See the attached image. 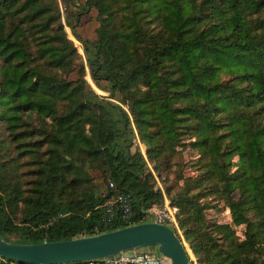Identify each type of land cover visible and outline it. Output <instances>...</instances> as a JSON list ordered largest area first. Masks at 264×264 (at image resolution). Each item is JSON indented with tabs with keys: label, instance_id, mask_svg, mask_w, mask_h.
Listing matches in <instances>:
<instances>
[{
	"label": "trees",
	"instance_id": "16d2710c",
	"mask_svg": "<svg viewBox=\"0 0 264 264\" xmlns=\"http://www.w3.org/2000/svg\"><path fill=\"white\" fill-rule=\"evenodd\" d=\"M61 1L83 53L57 0H0V236L94 234L166 198L200 264H264V0ZM184 150L195 172L163 186ZM220 201L228 222L205 217Z\"/></svg>",
	"mask_w": 264,
	"mask_h": 264
},
{
	"label": "water",
	"instance_id": "95a60500",
	"mask_svg": "<svg viewBox=\"0 0 264 264\" xmlns=\"http://www.w3.org/2000/svg\"><path fill=\"white\" fill-rule=\"evenodd\" d=\"M149 245H155L171 264H190L188 251L179 234L172 227L153 219L94 234L38 242H13L0 236V255L35 264L87 262Z\"/></svg>",
	"mask_w": 264,
	"mask_h": 264
},
{
	"label": "rangeland",
	"instance_id": "374dc122",
	"mask_svg": "<svg viewBox=\"0 0 264 264\" xmlns=\"http://www.w3.org/2000/svg\"><path fill=\"white\" fill-rule=\"evenodd\" d=\"M82 1V0H78ZM56 7L60 10L61 14V20L63 22V28L64 32L67 36L73 39L74 43L76 44L78 50L83 53V49L81 46V43L74 37V35L71 32L70 27L67 25L66 20L64 19L65 15V7L61 0H57ZM98 25V19H97V11L96 9L92 8L90 11L84 13L81 16L79 24L76 26V30L80 33L82 36L86 37H94L95 36V28ZM76 73H73L72 76H74ZM84 77L90 82L92 87L95 89V91L99 94H105L108 95V92L104 91L103 89H100L96 83L91 79L89 68L87 64H85V75ZM2 136H0L1 138ZM192 154L189 153L188 150H184L181 152V157L179 160H181L180 163L173 165L171 168L163 170L161 172H155L156 180L164 186L166 185H173L174 189H177L182 184V179L179 178L180 174H193L195 172L194 168L188 165V162L184 163L188 160L189 157H191ZM214 202V201H212ZM216 206L208 207L204 210L205 217L207 219H213L216 222H228L230 221V215L228 208L224 207L223 201H220L216 203ZM242 229L243 225L237 226V234L240 236L242 235ZM176 232L181 237L182 241L184 242V245L188 251L189 258H190V264H200L198 261V255L194 252V249L190 243V239L187 238L184 234L183 228L180 227L177 219V227H175ZM151 247H155V245H149ZM146 247V246H144Z\"/></svg>",
	"mask_w": 264,
	"mask_h": 264
},
{
	"label": "built area",
	"instance_id": "2783aa9c",
	"mask_svg": "<svg viewBox=\"0 0 264 264\" xmlns=\"http://www.w3.org/2000/svg\"><path fill=\"white\" fill-rule=\"evenodd\" d=\"M122 216L128 220L133 211L127 196L121 193L116 194ZM147 220H156L164 223L173 229L177 227L178 207L171 204L166 198L163 203L153 202L145 210ZM86 264H171L170 259L157 250L146 248H132L114 254L101 256L87 261Z\"/></svg>",
	"mask_w": 264,
	"mask_h": 264
},
{
	"label": "crops",
	"instance_id": "0c3cea01",
	"mask_svg": "<svg viewBox=\"0 0 264 264\" xmlns=\"http://www.w3.org/2000/svg\"><path fill=\"white\" fill-rule=\"evenodd\" d=\"M141 248H146V249H149V250H156V248L154 247H151V246H146V247H141Z\"/></svg>",
	"mask_w": 264,
	"mask_h": 264
}]
</instances>
